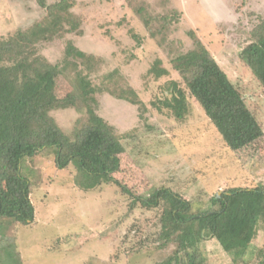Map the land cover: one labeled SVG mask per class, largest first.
Here are the masks:
<instances>
[{
	"label": "rangeland",
	"instance_id": "obj_1",
	"mask_svg": "<svg viewBox=\"0 0 264 264\" xmlns=\"http://www.w3.org/2000/svg\"><path fill=\"white\" fill-rule=\"evenodd\" d=\"M78 1L75 11L86 15L87 21L84 34L74 38L76 45L103 55L107 60L104 69L118 67L150 108L143 112L146 121L138 117L137 106L106 92L95 95L97 113L119 135H126L120 168L114 173L118 182L134 194L160 184L171 185L184 198L203 203L225 188L264 182V90L238 56L248 30L257 16L264 15V0ZM140 8L153 15L169 9L180 13L170 38L186 50L192 46L188 31L195 32L242 91L262 126L259 140L238 150L228 148L192 98H188L191 109L182 122L157 114L149 102L160 97L159 87L176 79L177 74L171 70L167 51L157 42L160 37L147 36ZM43 14L35 0H0V35L22 28ZM133 34L142 38L140 45H136ZM54 52V48L47 51L49 56ZM130 55L134 57L128 58ZM156 56L171 74L158 80L145 79L143 71ZM54 83L58 95L70 89L60 75ZM51 114L64 130L82 117L74 108L53 110ZM149 123L153 130L146 126ZM54 158V153L47 152L33 165L22 164L21 173L33 184L35 217L27 224L0 219V264H156L170 253L172 246L159 250L153 242L157 210L132 205V197L116 183L80 189L74 182V168H57ZM258 223L243 262L232 260L214 238H209L200 243L205 263L260 264L264 260V223L260 219Z\"/></svg>",
	"mask_w": 264,
	"mask_h": 264
},
{
	"label": "trees",
	"instance_id": "obj_2",
	"mask_svg": "<svg viewBox=\"0 0 264 264\" xmlns=\"http://www.w3.org/2000/svg\"><path fill=\"white\" fill-rule=\"evenodd\" d=\"M35 2L44 9L40 18L0 35V219L19 224L34 220L33 184L21 173V167L23 163L33 165L38 156L52 152L57 168H74V182L80 189L116 183L132 197V205L157 210L153 242L156 249H172L156 264H206L200 243L209 238H214L232 260L243 262L258 220L264 223V182L225 188L211 195L207 203L186 199L171 185L160 184L134 194L118 182L114 173L120 168L126 135H119L97 113L95 95L106 92L137 106L138 117L146 121L143 112L150 108L118 67L104 69L107 60L103 55L76 45L74 38L84 34L87 21L86 15L75 11L80 1ZM138 12L147 36L160 37L157 42L167 51L171 70L177 74L176 79L159 87L160 97L150 100L157 114L182 122L191 109L188 98H192L228 148L238 150L259 140L262 126L242 91L195 32L188 31L192 46L186 50L170 38L180 13L169 9L153 15L144 8ZM131 37L140 45L142 38L136 34ZM51 48L56 50L53 56L47 53ZM238 56L264 90V15L257 16L248 30ZM145 68V79L158 80L171 74L157 56ZM57 75L69 84L64 95L57 94ZM68 108L81 112L82 117L64 130L51 113Z\"/></svg>",
	"mask_w": 264,
	"mask_h": 264
}]
</instances>
